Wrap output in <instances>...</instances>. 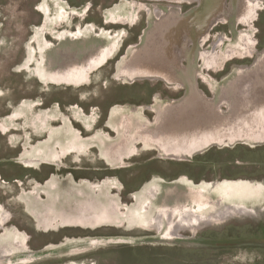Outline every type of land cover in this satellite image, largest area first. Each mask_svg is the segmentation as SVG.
<instances>
[{"label": "rangeland", "instance_id": "obj_1", "mask_svg": "<svg viewBox=\"0 0 264 264\" xmlns=\"http://www.w3.org/2000/svg\"><path fill=\"white\" fill-rule=\"evenodd\" d=\"M170 35L180 47L172 56L176 77L146 75L155 43ZM62 41L69 50L85 43L84 49L112 52L88 70L81 63V81L55 82L42 71L45 55ZM261 61L264 0H0V236L15 234L21 243L2 248L0 264H264V138L213 140L190 155L167 154L153 140L165 121H173L168 131L190 128L201 104L232 125L253 117L234 105L249 92L245 104L261 107L264 68L255 69ZM45 146L57 163L37 157L43 162L29 167L26 160H37L35 150L41 156ZM115 149L111 162L104 154ZM70 182L106 190L117 224L41 226L26 199ZM235 184L255 192L220 202L222 188ZM189 185L208 187L220 205L188 197ZM148 186L153 198L136 202ZM180 200L191 202L202 223L178 233L168 218L162 230L149 224L156 207L176 210ZM227 206L245 210L218 217Z\"/></svg>", "mask_w": 264, "mask_h": 264}, {"label": "bare ground", "instance_id": "obj_2", "mask_svg": "<svg viewBox=\"0 0 264 264\" xmlns=\"http://www.w3.org/2000/svg\"><path fill=\"white\" fill-rule=\"evenodd\" d=\"M208 1L210 3L212 0H208ZM206 6H204V9H206ZM207 8H208V6H207ZM199 16H200L199 14H196L192 19L190 18L191 20H189V22H194L195 20H197L199 18ZM217 16H219V15L217 14ZM172 28L173 27H169L167 29L170 31ZM190 28H192L190 30L193 31L194 27H190ZM167 29H166V32H167ZM174 29H177V28H174ZM170 40H173V42H171ZM173 43H174L173 35L168 36L167 41L164 40V42H161V43L159 42V44L157 46L155 43L152 51L155 52L156 58H155V60L153 59L154 61L150 60V61H152L150 64H148L149 62L146 63L148 66L145 64L147 66L145 71H149L148 73H146V75L150 73V75H148V76H151V74H155V73L158 74L157 71H160V73H164L167 77H169L171 79L176 77V75H175L176 73L174 71V69H176V68L174 67L172 56L178 52L180 47H179V44H178V46H175ZM78 44H80V45H78V47H76L75 50H71V48H70V50L67 51V53H66L67 59L64 62L65 65H63L61 67L53 66V68L51 70L54 72V74H56L57 71H65L66 73L63 75H67V77L69 76L68 77L69 80L70 79H81L82 80L83 74L81 73V71L79 69V66L81 63L83 64V65L81 64L83 66V67L81 66V68L88 70L90 68L96 67L97 65L103 64L112 52V50H107V49H103V48L101 50L97 51L98 50L97 48H90V46H88L89 48L85 47V49H84L85 43H82L83 45L81 43H78ZM141 68H143V67H141ZM263 68H264V62L263 61L258 62L255 65V69L258 71H260V69L262 70ZM258 81H259L258 85L260 84V87H263V89H264V73L259 77ZM246 84H247V82H246ZM238 88H239V90H241V87H238ZM190 93H189L190 97H192L193 94H192L191 90H190ZM246 93H247V95H245V96H243V95L238 96L239 99H237L238 101L235 103L234 106L241 107L240 109L238 108L240 110V112L243 113V115L240 114L241 116H244L245 114L253 113L252 114L253 117H250L251 114L249 116L241 117L242 120L240 121L239 124L232 125V124L228 123L227 120L224 119L223 117L220 119L218 116H216L214 114L215 112H213V113L210 112L212 110H209L208 107H206V108L203 107L204 104H201V105H199L200 109L202 110L201 113H199L200 117H198L196 120L195 119L190 120L191 124H189V127H190L189 129H191V130H190V132H188L189 133L188 135L194 134L195 136H197L200 133H202V138L200 140L202 143H206V144H208L209 142H211L213 140L214 141H222L228 137L229 138L230 137L243 138L244 135L246 137H249L250 139H252V138H255V139L264 138V100L261 101V104H262L261 107L253 109L252 108L253 106H248L247 104H245L249 97L252 98V94H250L249 92H246ZM258 93H259L258 91L254 92V94H258ZM192 98H194V96ZM194 102H195V98L193 100L190 99L189 105L194 103ZM201 107H203V109ZM247 108H249V109H247ZM186 109L187 108L184 107L183 109L181 108V109H178L177 111L183 113ZM173 111H174V109L171 110L170 111L171 113H169V114L175 113ZM170 122L173 123V121H170ZM170 122L168 123V125H166L167 121H165L164 125L162 126L163 129L160 131L161 132L160 134H162V135H160L161 137L159 136L157 138V136H156V139H153V140L157 141L158 143L160 142L161 149L164 150L163 152L166 151L167 154L179 155V153H181L183 151V152L187 153L188 155H190L198 147V145H196L197 142H195V144H193V146H189L190 142H187V141H189L190 138L188 140L187 139L186 140L181 139V137L186 135V133L184 132V129H181L179 127V124L176 126L174 125L173 126L174 128L173 129L171 128L169 131L164 129V128H167V127L172 125ZM116 125H117V122H116ZM115 128H116V126H115ZM166 132H168V133H166ZM179 134H181V135H179ZM167 135H171L168 137L170 139L172 137H174L176 139L166 140L165 137ZM141 137H143V136H141ZM148 140H150L149 137H148ZM164 141H166V142L163 143ZM125 143L126 142H124V145L120 146V147L127 146V143L126 144ZM104 155H105V158L107 160L112 162V159H114V161H115V158L118 157L117 156L118 152H117V149H115V151H113V152L108 151V154L105 153ZM245 185L246 184H244V185L243 184H235L232 187H223L222 188L223 190L221 191L222 195L221 194H220L221 196L219 195L221 197L220 202H222L224 199H229L230 197L242 198L244 196V190H246L245 194H247V192H255V190L253 188L250 189L247 187V185L246 186ZM175 186H177V185H175ZM247 188H248V190H247ZM150 189H151V186L150 187L148 186L140 194H137L136 196H134V199L136 200V202L139 203L142 199L147 198V196H150V194H151ZM177 189L178 188H176V190ZM182 191H183V189H182ZM185 191H186L185 193L188 197L197 196V198L203 197V198L211 199L209 196L208 187H204V188L201 187V188L193 189L189 185V186H186ZM66 193H67L66 194V201H65L63 206H67V210L65 212V215H62L59 218V220H61L62 222L67 223L69 225H75V226L77 225V226L98 227V226L102 225L103 223L117 224V221H119L118 220L119 219V215H118L119 212H118L117 206L113 202V199L110 198V196L107 194L106 190H105V192H104V190L103 191H97L96 189H93L90 186L83 185V186L75 187V188H73L71 186L67 187ZM150 197H152V196H150ZM180 197H181V195L179 196V198ZM152 200L153 199H150V201L147 202L148 205L146 206V209L149 208L150 204L152 203ZM209 202H211V204L216 205V206L220 205V202H218V201L213 203L212 199ZM27 205H28V210L32 214L31 202L28 201ZM175 207H176V210L178 208H181V210L179 211V214H177V215H175L176 210H173L172 208H171L172 210H170V211H165V208L159 209L158 207H156V211H155L156 213L149 220V224L151 223V225H154V226L158 227L160 230H162L164 228V224L166 223L167 218H168L167 222H168L170 231L172 233H178L182 228H184V227H190L191 228V227L196 226V225L198 226L204 220V217L201 214L199 215V213H198L199 211L196 212L192 208L190 201L184 202V201L180 200ZM144 210H145V208H144ZM244 210L245 209L241 208V207H233V206L228 207L227 206L224 209L218 210V212L217 211L216 212H217L218 217H225L226 215L231 214L234 211H244ZM132 214H133V216H135V217L137 216L138 218L142 217L141 215L138 216L134 213H132ZM128 218H130V219H128L129 223H133L131 215L128 216ZM144 221H145V219H144ZM18 242L20 243V240L16 238L15 234L12 236H10V235L0 236V252L2 251V248L4 249L3 251H5L6 247H10L12 249L18 248L17 247ZM20 246H22V245H20Z\"/></svg>", "mask_w": 264, "mask_h": 264}, {"label": "flooded vegetation", "instance_id": "obj_3", "mask_svg": "<svg viewBox=\"0 0 264 264\" xmlns=\"http://www.w3.org/2000/svg\"><path fill=\"white\" fill-rule=\"evenodd\" d=\"M61 47L57 48L54 50V54L52 56L45 55V62L46 66L42 71V76L44 75L43 73L48 74L51 79L55 82H77L81 81L80 79H70L69 76L63 75L66 72L65 71H57L56 74L51 70L53 66L55 67H61L64 64L65 60L67 59L66 53L69 51V48L64 44V41H62ZM56 54V56H55ZM48 72V73H47ZM70 133H72L70 129ZM74 138V142H78L79 139L75 135H72ZM73 147H80L78 143L73 144ZM44 153L41 154V156H38L40 154V151L35 150V158L37 160H26V163H29V167H35L37 166L39 160L37 157H40V159H44V163H50L52 165H55L56 163L52 162L53 158V148L50 146H45L44 147ZM67 148V147H66ZM79 148H77L78 150ZM37 155V156H36ZM55 155V154H54ZM33 157V156H32ZM52 157V158H51ZM25 159V158H24ZM54 160H57L56 158ZM58 161V160H57ZM43 162V161H42ZM80 187V185L76 184V182H70L69 184H62L60 186L55 187V183H51L44 187L41 191H43V195L45 196H37L36 198L33 199H26V203L28 201L31 202V211L32 215L36 218V220L40 223L41 226L45 227L46 229L49 228L51 225L55 224L56 222L60 221L59 218L62 215H65V212L67 210V206H63L65 201H66V188L67 187ZM63 224L64 223L62 222Z\"/></svg>", "mask_w": 264, "mask_h": 264}, {"label": "crops", "instance_id": "obj_4", "mask_svg": "<svg viewBox=\"0 0 264 264\" xmlns=\"http://www.w3.org/2000/svg\"><path fill=\"white\" fill-rule=\"evenodd\" d=\"M193 104V103H192ZM186 112L188 111V109L187 110H185ZM164 129H166V128H164ZM187 130H189V131H187ZM190 130L191 129H189V128H185L184 129V132L186 133V135H184L183 137H181V139H184V140H188L189 138H190V140L189 141H187V142H191V143H193V144H195V142H197L196 143V145H198V147H199V145H200V147L201 146H203V145H205L206 143H202L201 142V140L200 141H198V139H197V136H195L194 134H191V135H188L189 133L188 132H190ZM193 133V132H192ZM179 135H181V134H179ZM169 136H171V135H167L165 138H166V140H173V139H176V138H174V137H172L171 139L170 138H168ZM195 137V138H194ZM195 140H197V141H195ZM164 142H166V141H164ZM202 143V144H201ZM193 144H191V146H193ZM206 146H208V145H205L204 147H206ZM198 148H196V150H197ZM202 149V148H201ZM195 152V151H194Z\"/></svg>", "mask_w": 264, "mask_h": 264}]
</instances>
